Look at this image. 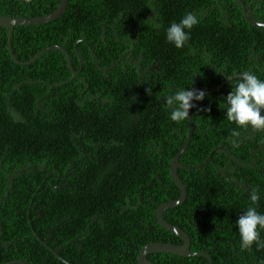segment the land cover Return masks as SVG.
I'll use <instances>...</instances> for the list:
<instances>
[{
    "label": "trees",
    "instance_id": "16d2710c",
    "mask_svg": "<svg viewBox=\"0 0 264 264\" xmlns=\"http://www.w3.org/2000/svg\"><path fill=\"white\" fill-rule=\"evenodd\" d=\"M244 1L249 15L264 22V0ZM59 4L0 0V14L40 16ZM187 12L196 13L200 23L178 49L167 42L166 29ZM8 34L0 24V263L68 264L62 258L75 255L78 264H137L146 243H181L156 212L180 195L170 162L186 139L189 120L172 121L162 97L193 82L190 87L211 89L243 70L264 79V27L248 22L239 0H69L53 21L14 27L18 59L30 60L61 44L80 71L76 75L58 48L18 64ZM237 81L230 78L191 109L192 137L179 158L186 167L178 168L187 198L163 214L189 234L192 251L211 255L212 264H264V247H241L236 225L249 206L264 213V200L252 205L248 198V190L264 192V129L242 128L226 117L224 100ZM96 94L107 97L98 101ZM92 106L99 113L88 118ZM95 130V136L85 134ZM64 142L78 152L107 145L109 153L103 155L123 164L118 171L97 163V181L77 176L69 188L52 190L51 182L50 190L31 189L36 169L53 175L55 166L82 160L67 157L61 164L58 155L38 154L39 148ZM209 155L212 160L203 164ZM257 160L263 166L254 165ZM84 212L90 224L87 247L72 240ZM95 213L103 216L98 223L90 222ZM38 215L44 218L38 221ZM61 221L70 223L67 229ZM51 225L60 231L54 238L44 228ZM43 231L44 240L38 237ZM67 240L59 256L48 248ZM77 241L86 243L83 236ZM148 257L157 264H209L203 256L157 252Z\"/></svg>",
    "mask_w": 264,
    "mask_h": 264
},
{
    "label": "clouds",
    "instance_id": "9594fccd",
    "mask_svg": "<svg viewBox=\"0 0 264 264\" xmlns=\"http://www.w3.org/2000/svg\"><path fill=\"white\" fill-rule=\"evenodd\" d=\"M199 23L200 18L196 13H185L178 22L173 21L167 27V42L178 49L183 48L190 39L191 29ZM190 86L177 87L174 91H170L162 97L163 104L169 111L172 121L181 122L189 118L190 110L197 106L195 102L203 101L206 98L204 89ZM224 102L226 117L229 121L242 128L264 129V79L259 78L249 70L241 71L238 74L237 83L231 87V91ZM233 135L236 136L238 133L234 131ZM248 198L252 205H255L264 200V192L255 189L248 190ZM236 225L241 247L249 248L253 244L264 247V241L260 240V230L264 229V213L258 212L254 206H249L239 215Z\"/></svg>",
    "mask_w": 264,
    "mask_h": 264
},
{
    "label": "water",
    "instance_id": "95a60500",
    "mask_svg": "<svg viewBox=\"0 0 264 264\" xmlns=\"http://www.w3.org/2000/svg\"><path fill=\"white\" fill-rule=\"evenodd\" d=\"M239 1L242 4L243 12H244V15H245L246 19L248 20V22L253 24V25L259 26V27H264V22H258L256 20H254L249 15L245 1L244 0H239ZM68 2H69V0H60V4L58 5V7L54 11L47 13V14H44V15H40V16L13 17V16L0 14V24L9 29L8 47H9L10 54H11V56L15 62H17L18 64H21V65L30 64L33 61H35L37 58H39L45 51L52 49V48H59V49H62L67 54V60H68V63L71 67V70L73 72H75V69L71 64V58H70L69 52L62 45H52V46L46 47L43 50H41L40 52H38L33 58H31L30 60H27V61H22V60L18 59L15 56V54L13 52V48H12V36H13V31H14L15 26L30 25V24H42V23H47V22L53 21L65 12V10L68 6ZM233 77H238V74L236 73V74L227 76L219 85L215 86L214 88L204 89V90L206 91V93H209V92H212L215 90H219L230 78H233ZM188 120H189V126H188V134L186 136V139L183 142L181 148L172 157L171 162H170V173H171L173 180L176 182V184L178 185V187L181 191L180 195L176 199H172V200L161 203L157 209V212H156V216H157L159 223L164 228H166L168 231L178 235L183 240V242L178 243V244L177 243H171V242H165V241L149 242V243L145 244L139 250V253L137 256V264H157L148 257L149 254L157 253V252L158 253L159 252H165V253H171V254L182 255V256H203V257H207L209 259V264H212L211 255L208 252H204V251H192L191 250V238H190L189 234L181 226L166 220L165 216L163 214L165 210H167L171 207H175V206H179V205L183 204L187 198V188H186L184 182L182 181V179L180 178V176L178 175V168L179 167H186L185 165H183L179 161V158L182 155V153L185 151V149L187 148V146L189 145V143L191 141L193 127H194L192 116H191V110L189 112ZM210 160H212L211 155H209L207 157V159H205L203 164H205L206 162H208ZM0 264H32V263L28 262V261H24V260H8V261L2 262Z\"/></svg>",
    "mask_w": 264,
    "mask_h": 264
},
{
    "label": "flooded vegetation",
    "instance_id": "af4514ba",
    "mask_svg": "<svg viewBox=\"0 0 264 264\" xmlns=\"http://www.w3.org/2000/svg\"><path fill=\"white\" fill-rule=\"evenodd\" d=\"M72 71V70H71ZM79 70H76L75 72L72 71L73 75H76ZM99 74V72L97 73ZM84 90L86 92L83 93L87 97V94L89 92V88L84 87ZM109 91H111L114 94V89L112 87H109ZM107 97V95H101L99 96L98 94L95 95L96 100L102 101L103 98ZM116 112V111H115ZM99 113V108H96L92 106V108L89 109L88 111V118H93ZM87 136H95L98 134L97 130L90 132V133H85ZM1 140V139H0ZM108 151L109 153V147L107 145H104L101 143H98L94 146H90L88 148H84L82 152H78L77 150L70 149L67 142H64L62 145H60L57 148H53L50 150H41L39 148L38 154L41 157L48 156V155H58L59 160H57L58 163H65V158H73L75 156H81L82 160L75 161V160H68L73 163L72 167H69L67 165H57L53 169L56 171V173H53V175H50V171L47 170L46 168L41 169H36L35 173H37V178L32 179L31 181V189H36V190H47L49 189V184L53 182V187L51 188L52 190H58V189H63V188H69L70 182L75 179L77 176L83 177L84 179H91L94 181L96 180L95 172L93 168L97 163H100L103 167H114V169H119L121 168L123 162L120 161H112L111 158L107 157L108 153L106 155H103ZM69 158V159H70ZM254 165H259L263 166L260 164V162L257 160L254 162ZM12 179V176H10V180ZM232 183H235V181H232ZM78 185L81 186V188L86 191V182L84 180H81L79 178L78 180ZM50 190V189H49ZM48 197V196H46ZM74 200H70L69 205H74ZM72 207L69 208L71 210ZM83 218V224L81 226L77 225L76 229L74 230V236L72 237V240L76 241L78 245H84L88 246L89 242V230H90V224H89V219H88V213L84 212L80 214ZM43 215H38L35 217L36 220H41L44 218ZM35 219L33 220L35 222ZM103 219V216L100 213H95L94 215L91 216V221L92 223H98ZM165 219L172 222L171 218H167L165 216ZM47 219H45L46 221ZM44 221V222H45ZM62 225H65V229H67V226L70 225L69 222H63L61 221ZM181 226L180 224H178ZM182 227V226H181ZM48 233L49 237L54 238L56 237L57 233L60 232L59 228L57 226H46L44 227ZM81 236L85 239V244L77 241ZM38 237H41L44 240V231L42 234L38 235ZM46 239V237H45ZM182 240V239H181ZM44 242V241H43ZM71 240H67V242H64L63 244H59L58 246H52L49 245V249L55 253L56 255L59 256L60 252L69 245ZM183 242V240H182ZM181 242V243H182ZM147 244V243H146ZM61 257V256H60ZM75 259V255L71 258H62L63 262H66L68 264H78L74 263L72 260ZM92 264V263H91Z\"/></svg>",
    "mask_w": 264,
    "mask_h": 264
}]
</instances>
